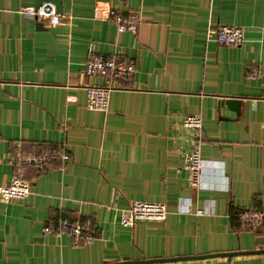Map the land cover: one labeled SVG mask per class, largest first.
Here are the masks:
<instances>
[{"label":"crops","instance_id":"crops-1","mask_svg":"<svg viewBox=\"0 0 264 264\" xmlns=\"http://www.w3.org/2000/svg\"><path fill=\"white\" fill-rule=\"evenodd\" d=\"M34 4L0 0V187L17 150L61 146L69 159L29 171L26 199L0 202V264H264V224L234 218L264 214V0H62L61 23L42 29L19 12ZM110 10L136 14V35L119 34ZM219 26L242 28L244 44L208 40ZM91 53L135 63L106 113L86 108L85 87L104 84L83 75ZM223 99L239 100V115ZM192 115L208 163L199 189L177 172ZM134 201L164 204L166 220L121 227ZM63 219L92 225L95 240L43 233Z\"/></svg>","mask_w":264,"mask_h":264},{"label":"built area","instance_id":"built-area-1","mask_svg":"<svg viewBox=\"0 0 264 264\" xmlns=\"http://www.w3.org/2000/svg\"><path fill=\"white\" fill-rule=\"evenodd\" d=\"M21 14L32 17L36 22L46 27H55L61 23V16L56 14L55 7L51 3H43L37 9L34 7H24L19 11ZM105 20L114 22L117 32L122 34L129 32L136 35L138 30V18L134 13L128 17L117 16L116 12L110 10ZM208 40L219 45L239 48L244 44V31L235 26H219L214 31H208ZM135 72V63L119 54L109 56L100 54H89L84 65L83 75L104 81L103 85H88L85 87L86 108L91 111L106 113L109 107L111 94L115 90L122 88V84L127 81ZM259 72L252 70L250 76L256 77ZM182 127L190 133L192 139V149L184 155L183 164L177 172L185 171L188 175V185L192 189L201 188L200 182L207 169V162L202 159L200 146L202 143V120L199 116L192 115L184 117ZM68 155L63 147L45 148L42 150H31L23 153L17 150L14 155L13 167L14 175L10 183L0 187V202L10 203L21 201L30 195V182L27 180L29 171L48 172L53 169L54 163L59 161L62 164L68 162ZM180 213L196 216L210 214L209 206L204 209H197L191 212L189 205H185ZM168 215L167 208L162 203L134 201L129 206L120 211L119 224L124 228H132L141 221L163 222ZM240 225L255 231L264 224V214L255 209L248 208L240 211L236 215ZM43 233L46 235H69L76 244H89L95 240V229L88 223L80 221H70L68 219L59 220L56 224H48L44 227Z\"/></svg>","mask_w":264,"mask_h":264},{"label":"water","instance_id":"water-1","mask_svg":"<svg viewBox=\"0 0 264 264\" xmlns=\"http://www.w3.org/2000/svg\"><path fill=\"white\" fill-rule=\"evenodd\" d=\"M43 3H51L55 7L56 14L62 15V8H63L62 7V0H35L34 8L37 9ZM37 28L42 29L43 28L42 24L38 23ZM221 104L226 106L230 111L235 112L236 115H239L240 106H241V102L239 100H237V99H223V100H221ZM262 253H264V251H262ZM239 254H251V253H239ZM215 256L229 257V256H232V254L215 255ZM160 262H164V260L147 261L144 263L153 264V263H160ZM116 264H138V263H129L126 259H124L122 262L116 263Z\"/></svg>","mask_w":264,"mask_h":264},{"label":"trees","instance_id":"trees-1","mask_svg":"<svg viewBox=\"0 0 264 264\" xmlns=\"http://www.w3.org/2000/svg\"><path fill=\"white\" fill-rule=\"evenodd\" d=\"M52 147V146H51ZM50 146H49V148H51ZM43 173H46V172H42V173H39V172H36V174H38V175H40V174H43ZM240 212V211H239ZM239 212H237L235 215H234V218L237 220V218H236V215L239 213ZM95 235H96V231H95Z\"/></svg>","mask_w":264,"mask_h":264}]
</instances>
